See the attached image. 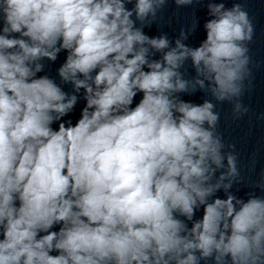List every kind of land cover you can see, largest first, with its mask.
<instances>
[{
  "label": "clouds",
  "instance_id": "clouds-1",
  "mask_svg": "<svg viewBox=\"0 0 264 264\" xmlns=\"http://www.w3.org/2000/svg\"><path fill=\"white\" fill-rule=\"evenodd\" d=\"M166 3L0 0V264H264V195L230 191L215 111H249L253 22L209 2L206 38L184 43L194 21L173 46L143 30ZM62 51L60 82L38 75ZM198 90L212 99L180 98Z\"/></svg>",
  "mask_w": 264,
  "mask_h": 264
}]
</instances>
